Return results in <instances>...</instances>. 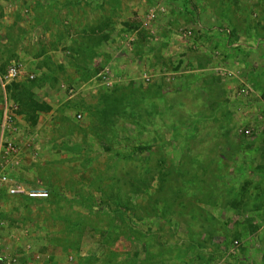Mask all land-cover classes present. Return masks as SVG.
<instances>
[{
  "label": "rangeland",
  "instance_id": "rangeland-1",
  "mask_svg": "<svg viewBox=\"0 0 264 264\" xmlns=\"http://www.w3.org/2000/svg\"><path fill=\"white\" fill-rule=\"evenodd\" d=\"M14 64L4 264H264V0H0Z\"/></svg>",
  "mask_w": 264,
  "mask_h": 264
},
{
  "label": "built area",
  "instance_id": "built-area-1",
  "mask_svg": "<svg viewBox=\"0 0 264 264\" xmlns=\"http://www.w3.org/2000/svg\"><path fill=\"white\" fill-rule=\"evenodd\" d=\"M20 77V69L12 65L4 77H0L2 87L6 86ZM34 78V75L31 76ZM4 116L0 120V190L7 195L15 197L24 195L33 200H46L49 193L46 191L27 190L19 186L12 174L15 173L22 163V155L18 144L14 140L17 128L14 126V114L12 107H5Z\"/></svg>",
  "mask_w": 264,
  "mask_h": 264
},
{
  "label": "water",
  "instance_id": "water-1",
  "mask_svg": "<svg viewBox=\"0 0 264 264\" xmlns=\"http://www.w3.org/2000/svg\"><path fill=\"white\" fill-rule=\"evenodd\" d=\"M0 264H4V260L0 258Z\"/></svg>",
  "mask_w": 264,
  "mask_h": 264
}]
</instances>
